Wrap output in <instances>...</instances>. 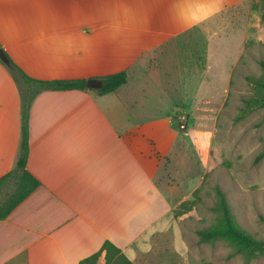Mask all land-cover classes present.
Listing matches in <instances>:
<instances>
[{
	"label": "crops",
	"instance_id": "crops-1",
	"mask_svg": "<svg viewBox=\"0 0 264 264\" xmlns=\"http://www.w3.org/2000/svg\"><path fill=\"white\" fill-rule=\"evenodd\" d=\"M233 3L0 0V42L29 77L129 74L114 93L44 91L35 99L28 171L41 186L0 220V264H80L106 241L135 264H191L157 182L175 144L172 110L150 104L140 81L161 71L174 41ZM21 141L19 85L1 61L0 179L15 169Z\"/></svg>",
	"mask_w": 264,
	"mask_h": 264
},
{
	"label": "rangeland",
	"instance_id": "rangeland-1",
	"mask_svg": "<svg viewBox=\"0 0 264 264\" xmlns=\"http://www.w3.org/2000/svg\"><path fill=\"white\" fill-rule=\"evenodd\" d=\"M171 45L161 71L140 83L159 112L172 110L175 144L157 182L174 214L185 212L176 218L189 261L264 264V253L248 261L226 241L201 243L197 234L217 224L221 189L236 223L264 240V2L234 0ZM15 189L12 182L1 198Z\"/></svg>",
	"mask_w": 264,
	"mask_h": 264
},
{
	"label": "trees",
	"instance_id": "trees-1",
	"mask_svg": "<svg viewBox=\"0 0 264 264\" xmlns=\"http://www.w3.org/2000/svg\"><path fill=\"white\" fill-rule=\"evenodd\" d=\"M259 1L264 2V0ZM0 49L4 50L9 58L7 66L19 85L22 98V141L18 162L14 170L0 179V220H5L25 199L41 186V182L28 171L30 157V114L35 99L44 91L91 90L100 95L114 93L128 83L129 74L127 71H123L95 78V80L103 84L100 89H89L88 79L38 80L29 77L15 64L1 42ZM262 67L264 69V62H262ZM262 99L264 101V96ZM12 182L16 184L15 191L6 199H2V192ZM217 196L218 202L215 207L218 213L217 224L198 231L197 234L200 242L213 243L226 241L235 249L236 253L243 254L248 261L258 254L264 253V240L254 238L236 223L226 194L221 189L217 190ZM182 207L186 208V204H183ZM184 213L179 211L175 214V217H179ZM103 254H105V264H135L111 241H106L99 252L84 259L80 264H99Z\"/></svg>",
	"mask_w": 264,
	"mask_h": 264
},
{
	"label": "water",
	"instance_id": "water-1",
	"mask_svg": "<svg viewBox=\"0 0 264 264\" xmlns=\"http://www.w3.org/2000/svg\"><path fill=\"white\" fill-rule=\"evenodd\" d=\"M0 59L3 63L9 64V58L7 54L4 52V50L0 49ZM103 86V84L100 81H97L95 79H91L88 81V88L89 89H100Z\"/></svg>",
	"mask_w": 264,
	"mask_h": 264
}]
</instances>
